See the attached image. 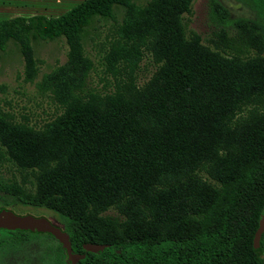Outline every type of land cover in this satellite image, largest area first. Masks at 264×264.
<instances>
[{"label": "trees", "instance_id": "obj_1", "mask_svg": "<svg viewBox=\"0 0 264 264\" xmlns=\"http://www.w3.org/2000/svg\"><path fill=\"white\" fill-rule=\"evenodd\" d=\"M236 1L252 19L210 0L247 36L251 51L230 56L186 31L192 0H81L0 20V50L11 43L27 68L32 42L67 46L66 64L35 82L60 112L37 129L0 113V206L55 215L81 257L69 262L58 243L54 264H264V230L252 244L264 215V0ZM106 20L111 33L88 53L84 37ZM145 54L156 69L139 86ZM37 234L51 236L0 228V253Z\"/></svg>", "mask_w": 264, "mask_h": 264}, {"label": "rangeland", "instance_id": "obj_2", "mask_svg": "<svg viewBox=\"0 0 264 264\" xmlns=\"http://www.w3.org/2000/svg\"><path fill=\"white\" fill-rule=\"evenodd\" d=\"M81 0H0V20L14 16L44 14L56 16L70 9ZM229 12L231 18L247 21L252 13L236 0H218ZM185 29L200 37V43L221 54H245L247 36L237 25L220 24L212 14L210 0H192L191 13L185 16ZM110 20L95 23L94 30H88L84 37V46L88 53L95 54L98 44L112 30ZM67 46L62 38L54 40H36L32 42V67L27 68L23 56L11 43L0 50V113L11 115L13 121L26 122L35 129L41 128L60 112L52 98L39 91L35 82L43 73L51 72L66 64ZM156 65L145 54L138 62L136 84L142 85L154 73ZM98 73V72H97ZM96 73H89V86L100 85ZM1 208V206H0ZM4 208L16 214L43 216L53 224L60 226L55 215L43 208L21 204H12ZM58 242L45 234L33 235L23 244L0 253V264H54L57 257ZM42 257V259H40Z\"/></svg>", "mask_w": 264, "mask_h": 264}, {"label": "water", "instance_id": "obj_3", "mask_svg": "<svg viewBox=\"0 0 264 264\" xmlns=\"http://www.w3.org/2000/svg\"><path fill=\"white\" fill-rule=\"evenodd\" d=\"M0 228L5 230H24L37 233H48L61 245L65 252L66 259L74 263L81 257L80 254L71 250L68 235L60 227L53 224L43 216H33L30 214L19 215L10 209L0 208ZM264 230V215L258 220V224L253 234V247H258L259 238ZM105 244L86 243L83 245L86 251L96 252L101 250Z\"/></svg>", "mask_w": 264, "mask_h": 264}, {"label": "flooded vegetation", "instance_id": "obj_4", "mask_svg": "<svg viewBox=\"0 0 264 264\" xmlns=\"http://www.w3.org/2000/svg\"><path fill=\"white\" fill-rule=\"evenodd\" d=\"M258 255L264 257V253L263 252H258Z\"/></svg>", "mask_w": 264, "mask_h": 264}, {"label": "crops", "instance_id": "obj_5", "mask_svg": "<svg viewBox=\"0 0 264 264\" xmlns=\"http://www.w3.org/2000/svg\"><path fill=\"white\" fill-rule=\"evenodd\" d=\"M1 9H6V7H4V6L2 5V6H0V10H1Z\"/></svg>", "mask_w": 264, "mask_h": 264}]
</instances>
